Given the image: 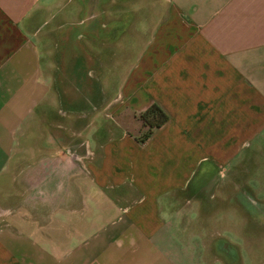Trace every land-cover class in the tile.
<instances>
[{
    "label": "crops",
    "instance_id": "1",
    "mask_svg": "<svg viewBox=\"0 0 264 264\" xmlns=\"http://www.w3.org/2000/svg\"><path fill=\"white\" fill-rule=\"evenodd\" d=\"M54 3L0 0V177L26 138L38 175L29 228H0V264H256L264 0H77L46 20L44 53L35 13ZM154 102L169 120L143 144Z\"/></svg>",
    "mask_w": 264,
    "mask_h": 264
},
{
    "label": "rangeland",
    "instance_id": "2",
    "mask_svg": "<svg viewBox=\"0 0 264 264\" xmlns=\"http://www.w3.org/2000/svg\"><path fill=\"white\" fill-rule=\"evenodd\" d=\"M54 2L55 3L53 4L54 8L52 13H46L45 6L41 8L39 7L35 13L36 21L38 23V26L40 27L41 45L44 53L52 52L54 49L53 42L49 41V38L46 34V20H50V23L56 21V24L57 22H59L60 6L76 4L77 0H54ZM118 2L122 6H124L125 4V0H118ZM118 17L120 21H125L128 16L123 13ZM121 32H123V30L118 31V35ZM108 37L109 32L105 30V34H102V39L105 40ZM57 41L58 43L55 45V49L57 50V52H61L60 40L58 39ZM84 126L83 122L77 120L76 118L71 120L70 129L71 133H74V135L70 142L69 156L71 160H74L80 165H83L84 162L86 164V162H88L90 158H94L93 154H90V150H93V144L91 145V143H88L86 133L83 132L85 134L82 135L77 134L78 129L81 130V128H84ZM86 128L88 127L86 126ZM26 135V137H28V130L26 132ZM38 145H42V143H38L37 147H34L35 149L37 148V150L40 149L38 148ZM31 146L32 144L30 138H26L24 141H22L20 146L18 145L17 150L13 155L11 164L7 169V172L0 177V228L3 225H10L14 223L15 216L20 223L22 222L23 225L29 228L28 225L31 218L30 212H32V215L33 213H36V207L33 205V203L31 205V202L29 200L31 195H34L31 193V189H28L29 182L31 180L35 181L36 177L38 176L34 173L35 170L33 167L35 166L36 160L31 156ZM261 150L263 153L259 160L258 158L256 159V162L257 165L259 164L264 167V143H262ZM42 176L43 175H41V177ZM251 196L252 195H250V197ZM43 210L45 209L43 208ZM54 228L61 230V226H59V224L57 223H55ZM61 231L66 232V229L64 228ZM263 231V227L256 228L255 231H252L251 233V236H253L254 238L248 239L249 242H251L252 240H254L253 243L255 241L260 242L254 244L255 246L252 245L250 247V249L252 250V262L256 264L264 263V256H262L261 254V252L264 253ZM86 240H88V238ZM248 261L250 260L248 259Z\"/></svg>",
    "mask_w": 264,
    "mask_h": 264
},
{
    "label": "trees",
    "instance_id": "3",
    "mask_svg": "<svg viewBox=\"0 0 264 264\" xmlns=\"http://www.w3.org/2000/svg\"><path fill=\"white\" fill-rule=\"evenodd\" d=\"M137 117L142 122V131L136 136L139 141L147 140L157 128L169 120L168 113L157 102L152 103L145 111L138 113Z\"/></svg>",
    "mask_w": 264,
    "mask_h": 264
},
{
    "label": "built area",
    "instance_id": "4",
    "mask_svg": "<svg viewBox=\"0 0 264 264\" xmlns=\"http://www.w3.org/2000/svg\"><path fill=\"white\" fill-rule=\"evenodd\" d=\"M146 141H143V144H145Z\"/></svg>",
    "mask_w": 264,
    "mask_h": 264
}]
</instances>
